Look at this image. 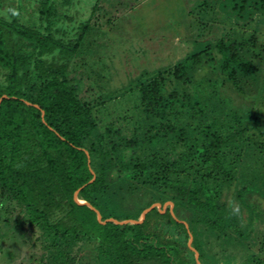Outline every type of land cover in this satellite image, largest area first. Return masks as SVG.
<instances>
[{
  "label": "trees",
  "instance_id": "trees-1",
  "mask_svg": "<svg viewBox=\"0 0 264 264\" xmlns=\"http://www.w3.org/2000/svg\"><path fill=\"white\" fill-rule=\"evenodd\" d=\"M141 3L0 0V253L11 240L33 243L39 264H264V0H202L198 13L218 6L231 30L211 37L208 15L211 38L129 78L139 123L128 136L102 114L124 92L85 98L84 68L101 60L90 39ZM76 192L102 221L172 208L101 223Z\"/></svg>",
  "mask_w": 264,
  "mask_h": 264
},
{
  "label": "rangeland",
  "instance_id": "rangeland-1",
  "mask_svg": "<svg viewBox=\"0 0 264 264\" xmlns=\"http://www.w3.org/2000/svg\"><path fill=\"white\" fill-rule=\"evenodd\" d=\"M142 1L144 3H141L140 10L133 14L135 16L134 20L135 22H139L138 24L134 23V20L129 16L121 14L122 8H120L116 12L118 14L116 24L108 25L104 28L105 30H102V32L107 33V37L101 35V33L90 39V41L94 40L93 46L96 51L93 57H98L101 60L94 61L91 58L88 61L90 65L84 68L86 73H89L88 75L92 78L91 81L93 82H90L89 85L85 84L86 86L83 89V96L85 98L93 99L99 93H107L113 88H116L114 90L124 92V94L117 93L118 96L106 104L107 108H102V114L104 125L107 122H114L115 129H123L122 131L128 136L132 134L133 130L135 131L139 123H136L139 119L137 108L138 97L135 90L131 92V89H134L135 85L128 82L129 78L136 77L143 70L153 72L155 69L166 67L183 58L190 50V39L192 36L197 35L201 40V38L220 37V34L228 33L227 30H231V18L227 19L226 15L222 14L218 9V6H214V10H209L202 15L198 13L200 9L198 5L202 0ZM23 5H25V8L20 10V19L25 20L29 25H33L35 21L32 9L33 5L29 4L28 1H24ZM208 15L210 20H215V22L209 21V23L217 26L216 30L210 33L211 37L205 29L201 32L199 27V23L207 19ZM83 16H86V14ZM221 17L226 19L225 25ZM209 23L205 24L208 25ZM261 30L262 43L259 49L263 52L262 55H264V24L263 26L261 25ZM197 32L198 34H196ZM137 55L140 58L135 60ZM105 80H109L107 86ZM98 83L103 85V89L98 88ZM219 95L222 97L220 102L228 108V112H231L230 91L228 90ZM232 97L234 103H236V96L232 95ZM227 101L229 105H227ZM128 122L131 124H126ZM166 208H172L170 202H165L163 208L159 210L161 213H164ZM12 242L10 240L3 245L4 251L0 253V264H9L10 260H13V257L16 260L12 264H19L18 262L23 264L24 260H26L25 264H39L37 258L31 259L32 255L38 256L40 252L33 243L14 245ZM190 242H192V236H189L187 239V244L190 245ZM192 251L198 259L197 251L193 249ZM26 255H28V258ZM225 256L226 254L224 253L223 257ZM233 259L239 262L241 257L235 256Z\"/></svg>",
  "mask_w": 264,
  "mask_h": 264
},
{
  "label": "water",
  "instance_id": "water-1",
  "mask_svg": "<svg viewBox=\"0 0 264 264\" xmlns=\"http://www.w3.org/2000/svg\"><path fill=\"white\" fill-rule=\"evenodd\" d=\"M79 190H80V189H79ZM77 192H78V191H77ZM77 192L75 193V199H76L78 202H80V203H84V204H86L89 208L93 209V210L96 212V214H97V219H98L101 223H105L106 221H112V222H114V223H116V224H124V223H139V222L142 221L144 215H145L148 211H150L152 208L156 207V208L160 209V206H159V204H157V203L151 205L147 210H145V211L141 214V216H140V218H139L138 221H134V220L118 221V220H116V219H107V220H105V221H102V220H101V215H100V213L98 212V210L95 209V208H93V207H92L87 201L79 199L78 196H77V195H78ZM170 205H172L171 202H170Z\"/></svg>",
  "mask_w": 264,
  "mask_h": 264
}]
</instances>
